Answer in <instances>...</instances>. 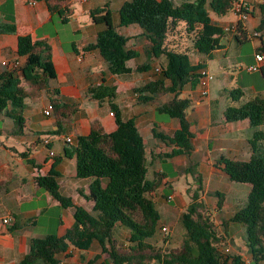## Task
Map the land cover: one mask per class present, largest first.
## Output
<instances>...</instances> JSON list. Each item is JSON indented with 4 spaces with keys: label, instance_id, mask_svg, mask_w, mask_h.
<instances>
[{
    "label": "trees",
    "instance_id": "trees-1",
    "mask_svg": "<svg viewBox=\"0 0 264 264\" xmlns=\"http://www.w3.org/2000/svg\"><path fill=\"white\" fill-rule=\"evenodd\" d=\"M49 11L62 23H67L73 13L72 0H43ZM233 0H126L119 9L117 26L137 25L143 29L146 38V60L135 67V71H147L156 62L159 76L140 86L133 92L136 102L152 101L159 95L172 93L170 100L162 103L157 111L177 118L179 128L171 135L152 129L153 136L169 144L171 150L163 155L173 157L189 154L192 149V132L186 118L189 98L180 97V90L186 83L191 87L198 84L199 71L204 64H191L189 53L205 59L212 58V52L223 48L221 39L227 34L223 26L215 24L207 7L218 16L226 15ZM260 18L257 31H264V0L259 4ZM91 21L101 24L95 41L85 46L96 48L113 74L131 72L127 61L138 56V52L127 48L129 37L119 33L113 22L108 4L89 10ZM177 27L190 38L189 50L179 52L168 40V35ZM16 33L13 24L0 22V34ZM241 44L249 41L239 24L233 34ZM264 54V47L259 49ZM17 55L23 57L21 64L0 73V113L11 118L15 133L22 134L25 99L36 100L43 93L49 99L56 129L41 135L61 134L63 122L78 110L79 103L67 102L60 97L58 88L51 86L56 73L52 61V48L44 38L33 39L29 34L17 35ZM264 79V63L258 70ZM115 86L101 83L91 85L85 95L99 103L107 101L114 115L116 129L107 132L98 120H92L86 135H77L64 143V155L75 157L76 177L86 181V192L78 190L87 201L92 202L90 210L74 205L70 197L59 191L58 172L50 169L45 175L35 178L42 189L64 207H74L73 224L62 236L47 234L29 241L28 252L17 264H60L58 255L68 246L88 249L97 242L102 253H107L111 264H245L238 254L219 252L221 233L204 206L201 198V178L194 165L185 168L199 184L189 194V203L179 216L184 229L181 244L176 247L165 245L168 237L160 239L159 212L154 200L155 191L161 186L163 175L156 173L147 177L148 162L143 138L133 118L123 120L120 109L114 101ZM231 103L224 109L228 122L248 119L254 128L249 140L251 156L248 160H233L225 156L215 158L231 181L249 183L250 191L246 201L230 218L221 223L222 230L232 223L244 226V241L251 255L252 264L264 263V132L258 129L264 124V96L257 94L242 99L239 88L227 90ZM34 164V161L28 160ZM188 192V191H187ZM217 197V208L222 205L223 194L213 192ZM125 231L126 241L119 242L117 235ZM100 254L84 264L97 263Z\"/></svg>",
    "mask_w": 264,
    "mask_h": 264
},
{
    "label": "crops",
    "instance_id": "crops-1",
    "mask_svg": "<svg viewBox=\"0 0 264 264\" xmlns=\"http://www.w3.org/2000/svg\"><path fill=\"white\" fill-rule=\"evenodd\" d=\"M75 1L77 0L71 2L73 13L69 21L61 25L59 18L49 11L43 0H0V22L13 24L16 29L14 34H0V73L11 70L15 61L19 65L24 60L16 52L18 34H29L33 39L44 38L52 48V61L56 73L55 79L50 82L51 86L58 88L63 100L79 103V110L70 119L64 120V131L58 135H41L57 127L52 111L48 114L43 113L49 104V99L44 93L36 100L25 99L24 123L20 135L15 133L13 120L0 113V123L3 126L0 127V264H17L28 252L30 239L42 238L51 233L62 236L73 224L74 207H62L49 192L39 187L35 180L37 176L47 174L51 168L56 170L60 193L70 197L74 205L91 209L92 202L79 194V189L86 192V181L76 177L75 157L64 155L66 145L64 139L66 136L73 139L77 135L88 134L92 120H98L107 132L116 129L115 118L108 102L99 103L85 95L89 86L101 83L115 86L114 101L123 120L129 118L135 120L146 147L147 177L151 179L156 173L163 175L161 186L153 194L159 212V229L156 237L163 234L161 227L166 226L168 233L165 235L168 239L165 245L176 247L172 245L175 233L181 234V243L185 232L178 216L189 201L182 192L165 193L164 190L166 186H171L173 181L179 180L180 175L185 173V168L194 165L201 178L202 202L221 232L218 251L221 253L228 248V253L238 254L245 264H252L243 237L244 226L232 222L225 231L220 230L223 220L230 218L244 205L251 185L231 181L228 175L214 164L215 158L221 155L233 160H248L251 156L249 140L254 128L250 126L249 120L228 122L223 114L225 107L231 103L227 90L241 88L227 87L229 85L227 81L225 83L217 81L214 84L210 82L209 94L203 97L200 95L199 84L191 87L190 83H186L179 96L190 99L186 118L192 132L190 138L192 149L189 154L165 157L163 154L169 152L172 145L153 136L152 129L171 135L179 128L177 118L157 111V108L170 100L173 94L166 93L152 101L137 103V94L133 92L136 86L159 76L155 71L158 67L156 62H152L147 71H135V67L146 60L145 47L148 43L143 35V29L137 25L117 26V10L126 0H78L80 3H86L82 8H75L73 4ZM247 1L250 16L245 22V29L249 33L257 30L260 18L259 4L262 0ZM105 4L111 9L118 32L129 37L126 47L138 52L136 58L127 61V66L131 68L129 73H111L98 49L85 48L87 44L95 41L97 32L103 28L101 24L91 21L89 10ZM211 19L221 26L236 22L235 15L226 20L214 17ZM178 29L180 27L175 30ZM72 34L80 36L76 38L72 37ZM260 34L259 38L250 39L253 63L255 52L264 47V31ZM221 41L223 48L214 50L211 59L215 56L222 63L224 79L227 80L230 74L223 60L229 57L232 60L238 59L242 44L232 33H227ZM189 59L191 64L201 63L210 69L208 61L211 59L191 52ZM3 61L8 62V65H3ZM257 94L264 96V88L258 89L252 84L248 97ZM257 128L264 132V124ZM50 151L53 153L50 154ZM28 160L34 161V164ZM191 177L193 186L197 187L199 183L193 176ZM186 183L190 186L188 181ZM215 191L223 194L220 208L216 206L217 197L213 194ZM168 195L172 196L170 200H167ZM5 217L10 218L7 224L2 222ZM122 233L127 234L125 231L120 232ZM158 240L160 242V239ZM97 254H100L97 263L111 264L107 253L101 252L97 242H93L85 250L68 246L58 258L60 264H84Z\"/></svg>",
    "mask_w": 264,
    "mask_h": 264
},
{
    "label": "rangeland",
    "instance_id": "rangeland-1",
    "mask_svg": "<svg viewBox=\"0 0 264 264\" xmlns=\"http://www.w3.org/2000/svg\"><path fill=\"white\" fill-rule=\"evenodd\" d=\"M75 8H82L86 3H80L78 0L75 1L74 3ZM208 13L211 17H214L215 19H223L226 20L228 18H233L234 14L232 10H230L226 15L223 16H218L212 12V10L207 7ZM64 24L61 22V25ZM67 27V25H65ZM173 33V34H171ZM72 37H79V34H72ZM168 40L174 45V49L179 52H184L186 50H189V46L191 44L190 38L183 32L182 29L178 30H172L169 35H168ZM231 52L228 53L230 55ZM252 55H253V49L251 48V43L250 40L242 44V51L240 53V57L238 59L232 60L231 57L224 59V65L226 66V70L229 72V76L226 78L227 80L224 79V74H223V68H222V63L216 59L214 56L213 59L208 61L210 65V73L213 75L212 80L210 81L211 84H214L217 81H227L229 84L227 87H240L244 91V96H242V99H246L249 96V93L251 91V85H256L258 89H263L264 88V80L260 74L259 71H248L247 67L250 65L252 62ZM215 75V76H214ZM0 127H3L2 124L0 123ZM192 174L189 172L183 173L180 175L179 180L173 181L171 183V186H166L164 192L169 193L170 191H176V192H182L185 198L189 201V194L195 189L193 186V181H192ZM186 178H188V182L190 183V186H187V181ZM187 188V189H186ZM188 191V192H187ZM216 198V197H215ZM186 209V208H185ZM185 209L183 211H185ZM181 214V213H180ZM180 216V215H179ZM178 216V220H179ZM180 222V221H179ZM182 226V225H181ZM184 230V229H183ZM220 230H222V227L220 225ZM217 231L218 226H217ZM223 231V230H222ZM123 232V231H122ZM163 237H168L167 235H160V237H157L158 239H161ZM244 237V235H243ZM119 239V242L124 243L126 241V234L123 235L119 234L116 237ZM180 239H181V234L175 233V235L172 238V245L178 246L180 245ZM241 241V240H240ZM159 245H162V242L158 243ZM149 264H154V263H149Z\"/></svg>",
    "mask_w": 264,
    "mask_h": 264
},
{
    "label": "built area",
    "instance_id": "built-area-1",
    "mask_svg": "<svg viewBox=\"0 0 264 264\" xmlns=\"http://www.w3.org/2000/svg\"><path fill=\"white\" fill-rule=\"evenodd\" d=\"M249 9H250V6H249L247 0H233L231 10L236 17V22L233 23L232 25L223 26L225 32L234 34L236 31L237 24H239L241 26V28L243 30H245V32H246L245 22L250 16ZM260 36H261L260 32L255 30V29L252 32H249V33L246 32V38L248 40L253 39V38H259ZM263 63H264V54L261 51H257L254 54V63L248 65L247 70L251 71V72L252 71H258ZM2 64L6 66V65H8V62L3 61ZM16 66H18V63L15 61L12 64V68H15ZM155 71L158 72L159 69L155 68ZM212 78H213V75L210 73V71L205 66H203L199 71V79H198V84H199L201 96H203V97L208 96V94H209V83L212 80ZM51 111H52V106L49 103L46 106V108H44L43 113L48 114ZM66 140L71 141L72 139H71V137L66 136ZM52 153L53 152L50 151V154H52ZM171 198H172L171 195L167 196V200H170ZM2 222L4 224H7L10 222V218L5 217L2 219ZM161 231L164 235L168 233V229L166 226H162ZM224 253H228V248L224 249Z\"/></svg>",
    "mask_w": 264,
    "mask_h": 264
}]
</instances>
